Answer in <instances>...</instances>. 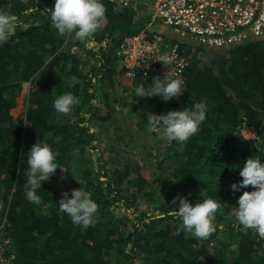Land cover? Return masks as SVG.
I'll return each mask as SVG.
<instances>
[{"label": "trees", "instance_id": "trees-1", "mask_svg": "<svg viewBox=\"0 0 264 264\" xmlns=\"http://www.w3.org/2000/svg\"><path fill=\"white\" fill-rule=\"evenodd\" d=\"M54 2L0 0V9L30 25L0 46V236L13 240L14 264H264V239L251 229L241 231L230 216L243 191L252 190L251 185L235 192L231 188L242 179L239 173L245 161L254 155L264 162V39L210 48L216 55L208 61L195 57L204 46L189 45L187 87L179 99L134 98L142 131H149L150 112L191 109L201 100L207 105L206 120L183 151H177L176 141L165 147L176 154L172 177L178 189L171 195V206L179 205V197L195 203L205 196L222 205L214 221L216 230L206 240L197 239L178 231L181 222L174 211L157 212L160 206L154 195L149 193L148 199L152 210L141 207L149 180L135 160L108 167L101 137L90 125L107 119L100 115L97 90L113 87L118 80L115 51L125 35L149 24L148 11L104 0V27L84 43L60 35L51 25L47 11ZM27 9L33 11L25 15ZM152 79L135 82L147 88ZM24 82L32 85L27 109L24 117H15L11 111ZM68 91L80 99L75 110L88 106V117L54 109L56 96ZM104 95L108 101V93ZM243 124L256 127L261 141L234 134H240ZM41 138L58 153L57 161L65 170L58 168L56 175L42 182L41 202L33 204L26 199L23 183L27 153ZM81 186L99 206L95 224L87 230L58 210L63 192L71 194ZM222 233L228 237L223 244L237 243L235 249L210 247Z\"/></svg>", "mask_w": 264, "mask_h": 264}, {"label": "clouds", "instance_id": "clouds-1", "mask_svg": "<svg viewBox=\"0 0 264 264\" xmlns=\"http://www.w3.org/2000/svg\"><path fill=\"white\" fill-rule=\"evenodd\" d=\"M32 11L33 9H27L25 15ZM47 12L50 14L51 25L60 35H70L75 40L88 43L93 35L104 27L107 8L104 0H55L54 6ZM29 27L30 25L22 22L17 15L0 9V46L13 38L18 30H27ZM171 59L168 55H162L158 60L168 66ZM158 77H153L147 88L143 84L137 85L134 95L140 98L158 95L162 100L168 101L172 98L179 99L185 92L187 85L182 78ZM79 103L80 99L68 91L56 96L53 107L58 113L69 114ZM206 113L207 105L203 100L194 102L191 109L183 107L169 110L166 114L150 112L147 127L149 131L162 130L163 138L176 141L177 151H183L188 139L199 131L200 125L206 120ZM234 134L242 138L241 134ZM243 139L248 140L247 137ZM251 139L259 138L254 136ZM27 156L26 180L23 183L25 196L33 204H40L38 190L42 188V182L56 175L58 168H65L57 161L58 153L42 138L31 146ZM239 174L242 179L232 183V190L239 191L249 185L252 190H245L238 197L234 210V226L245 232L251 229L259 238L264 239V162L261 161V156L252 155L247 158ZM57 202L59 212L67 214L73 225L87 230L95 224L98 203L88 192L82 190V186L72 189L71 194L64 191ZM221 207L220 202L211 196H205L195 203L186 197H179V205L173 212L181 222L178 231L206 240L216 230L214 221Z\"/></svg>", "mask_w": 264, "mask_h": 264}, {"label": "built area", "instance_id": "built-area-1", "mask_svg": "<svg viewBox=\"0 0 264 264\" xmlns=\"http://www.w3.org/2000/svg\"><path fill=\"white\" fill-rule=\"evenodd\" d=\"M109 1L123 8L146 10L151 14L149 24L138 32L125 35L115 51L118 76L132 82L155 76L185 81L191 55L184 53L179 38L189 45L211 49L264 39V0ZM162 55L172 58L168 66L158 60ZM238 130L244 137L251 139L256 136L259 139H254L255 142L261 141V134L254 126L243 124ZM163 144L167 146L171 141ZM16 256L13 240L1 235L0 264H14Z\"/></svg>", "mask_w": 264, "mask_h": 264}, {"label": "rangeland", "instance_id": "rangeland-1", "mask_svg": "<svg viewBox=\"0 0 264 264\" xmlns=\"http://www.w3.org/2000/svg\"><path fill=\"white\" fill-rule=\"evenodd\" d=\"M148 14L151 16L149 11ZM169 36L174 37L175 35ZM179 40L181 41L184 53H188L189 44L187 41L181 38H179ZM215 55V52L210 48H205L197 51L195 57L200 61H208L210 57ZM116 74L117 76L119 74L118 64L116 65ZM117 78L118 80L113 87L106 89L100 87L97 90V94L101 100L99 103L100 115L107 117V119L102 121L100 119V121L94 120L90 123L101 137L100 148L102 150V156L104 157L103 159L106 161L108 167H114L119 161H121V164H131L135 160L138 163L141 174L149 180L146 193L148 196L141 207L152 210L150 207L151 203L148 200L150 193L154 195L160 206L157 212L169 211V214H171L174 208L171 206L170 198L178 189L177 183L174 182L172 177V171L174 170L173 165L176 159L175 151L172 149L170 151L165 149L166 146L163 143L168 141L163 138L162 130H156L157 133L153 135L151 132L142 131L138 127V113L134 106V89L137 87V83L122 76H118ZM31 87L32 85L30 82H24L22 90L17 96V105L11 111L15 117L25 116ZM104 92L108 93L109 102L105 100ZM107 103H111V106H108ZM87 108L88 106H84L79 112L78 109L75 110L73 107L70 115L76 116L75 112H78L88 117L90 114ZM112 108H114V110L110 111ZM158 141L159 144L155 146ZM153 152L157 153L155 158L152 156ZM164 156L167 157L164 158ZM162 158L165 160L162 161ZM167 175H170L172 178ZM161 179L168 183L164 185L160 181ZM230 216L232 219H235L234 210L230 212ZM227 239L228 237L222 233L218 240L215 239L210 243V247L215 249L226 247L224 249L229 251L235 249L237 243H231L228 246L223 244Z\"/></svg>", "mask_w": 264, "mask_h": 264}]
</instances>
